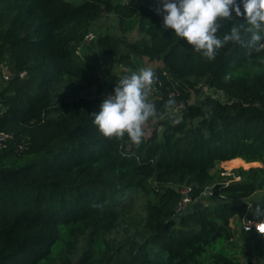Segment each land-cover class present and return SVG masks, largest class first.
Instances as JSON below:
<instances>
[{
    "label": "trees",
    "instance_id": "1",
    "mask_svg": "<svg viewBox=\"0 0 264 264\" xmlns=\"http://www.w3.org/2000/svg\"><path fill=\"white\" fill-rule=\"evenodd\" d=\"M157 4L0 0L10 74L0 89V264H255L240 259L230 220L264 216V50L245 35L208 60L161 29ZM108 15L117 33L85 43ZM220 23L217 35L229 28ZM144 56L161 62L147 97L156 124L138 146L106 138L92 113L122 76L116 66L134 71ZM224 161L241 166L216 168ZM182 184L199 204L176 213ZM238 239L264 258L257 232Z\"/></svg>",
    "mask_w": 264,
    "mask_h": 264
},
{
    "label": "clouds",
    "instance_id": "2",
    "mask_svg": "<svg viewBox=\"0 0 264 264\" xmlns=\"http://www.w3.org/2000/svg\"><path fill=\"white\" fill-rule=\"evenodd\" d=\"M155 11L162 17L161 29H173L177 37L208 60H214L228 42L244 44L245 35L256 52L264 50V0H158ZM234 20L239 22L232 23ZM221 21L229 28L217 35ZM155 79L151 67L119 78L101 100L99 111L92 113V123L102 136L119 139L127 135L137 146L142 142L145 123L158 115L156 105L147 99ZM174 103L171 97L165 101L167 106ZM256 212L259 214V207Z\"/></svg>",
    "mask_w": 264,
    "mask_h": 264
},
{
    "label": "rangeland",
    "instance_id": "3",
    "mask_svg": "<svg viewBox=\"0 0 264 264\" xmlns=\"http://www.w3.org/2000/svg\"><path fill=\"white\" fill-rule=\"evenodd\" d=\"M75 2H78L80 0H72ZM97 24L100 27V30H95L93 31L96 35H99L100 33L103 32H109V33H117V28H116V19L114 18V16L112 15H108L105 16L102 20L98 21ZM94 46V42L91 45H82L81 48L79 49V52L82 53L85 50L90 51L89 48H92ZM134 62H135V70L134 71H138L140 68L142 67H157L159 65H161V62L158 60H150L148 59L146 56L144 57H139V58H133ZM7 71V68L5 69ZM115 71L119 74V75H123V74H127L133 71V69H131L130 67H125L123 65H117L115 68ZM7 81V80H6ZM2 76L0 75V87L4 85V83L6 82ZM201 93L202 94H212V95H217L222 98V94L219 92H215V90L207 88L205 85H203L201 87ZM200 96L198 93H194V95L191 97L190 102H198L200 100ZM178 112V108H174V110L170 113H168V115L166 117H164L165 119H169L175 115H177ZM156 124L155 120L146 122L144 125V132L145 135L149 134L151 129L153 128V126ZM259 163L256 164H252V165H258ZM251 165V166H252ZM241 165H231V166H227L225 161L224 162H220L216 165V168H223L225 169L227 172H229L232 168H236L239 167ZM192 204V203H191ZM188 206V208H190V205ZM244 215V214H243ZM243 215L241 216H235L230 220V224L231 226L235 229L236 234H237V250H239V257L241 260H245V259H250L252 260L255 264H264V258L259 256L256 248L254 247L253 241L251 239L248 240H240L239 238V234L241 231V222L243 219ZM264 220V217L263 219Z\"/></svg>",
    "mask_w": 264,
    "mask_h": 264
},
{
    "label": "built area",
    "instance_id": "4",
    "mask_svg": "<svg viewBox=\"0 0 264 264\" xmlns=\"http://www.w3.org/2000/svg\"><path fill=\"white\" fill-rule=\"evenodd\" d=\"M136 1V0H133ZM95 37V33L92 31L87 32L84 35V42H90L93 40V38ZM79 51V49H78ZM6 67L0 63V74L2 76L3 79H8L10 77V74L8 73V71L5 70ZM24 72H21L20 75H23ZM149 97H154V94L152 92V89H150L149 92ZM180 106L177 105L176 108H179ZM8 137V134L5 132H0V146L4 145L3 144V140L6 139ZM178 192L180 193V200L177 203V206L175 208V212L176 213H181L183 211L186 210L187 206L190 203L195 202V200L197 199H193L190 195V191H191V187L189 185L186 184H182L179 185L177 187ZM211 194V190L206 189L201 193V196H205V195H209ZM264 217V216H263ZM263 217L261 219H248L246 217V215H243V219L241 222V229L245 230V231H250V230H254L255 232L258 233V235L262 238L263 242H264V220Z\"/></svg>",
    "mask_w": 264,
    "mask_h": 264
},
{
    "label": "water",
    "instance_id": "5",
    "mask_svg": "<svg viewBox=\"0 0 264 264\" xmlns=\"http://www.w3.org/2000/svg\"><path fill=\"white\" fill-rule=\"evenodd\" d=\"M198 204H199V202H194L192 206L195 208L198 206Z\"/></svg>",
    "mask_w": 264,
    "mask_h": 264
},
{
    "label": "crops",
    "instance_id": "6",
    "mask_svg": "<svg viewBox=\"0 0 264 264\" xmlns=\"http://www.w3.org/2000/svg\"><path fill=\"white\" fill-rule=\"evenodd\" d=\"M0 89H1V87H0Z\"/></svg>",
    "mask_w": 264,
    "mask_h": 264
}]
</instances>
